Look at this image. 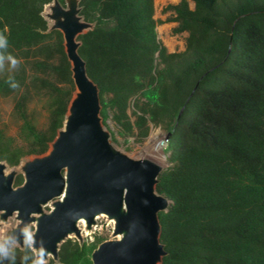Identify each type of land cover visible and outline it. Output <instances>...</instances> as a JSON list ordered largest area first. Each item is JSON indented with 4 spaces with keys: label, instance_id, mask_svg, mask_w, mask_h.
Wrapping results in <instances>:
<instances>
[{
    "label": "trees",
    "instance_id": "1",
    "mask_svg": "<svg viewBox=\"0 0 264 264\" xmlns=\"http://www.w3.org/2000/svg\"><path fill=\"white\" fill-rule=\"evenodd\" d=\"M55 1L67 7L0 0V101L13 99L18 126L16 136L0 128V162L12 168L49 153L76 95L64 35L44 16ZM192 1L166 9L175 32L188 33L185 51L171 53L158 38L155 0H79L92 25L79 54L104 126L111 119L126 142L143 143L152 127L167 133L156 185L171 202L159 214L161 264H264V0ZM24 182L19 173L14 186ZM104 242L67 239L49 264H93ZM35 259L30 245L0 248V264Z\"/></svg>",
    "mask_w": 264,
    "mask_h": 264
},
{
    "label": "water",
    "instance_id": "2",
    "mask_svg": "<svg viewBox=\"0 0 264 264\" xmlns=\"http://www.w3.org/2000/svg\"><path fill=\"white\" fill-rule=\"evenodd\" d=\"M68 3L66 9L55 1L51 18L56 21L52 29L64 35L76 95L52 150L24 165L22 186H14L16 174H6L8 165L0 162V216L6 221L16 214L19 221L6 247L23 245L26 228L36 224L31 245L35 264L49 256L57 260L71 235L82 238V220L90 229L96 217L107 215L116 222L117 239L94 251L93 264H161L166 251L159 214L171 204L156 191L164 168L113 146L101 118L99 89L79 54L78 38L92 25L81 18L79 0ZM50 202L53 208L45 213L43 207Z\"/></svg>",
    "mask_w": 264,
    "mask_h": 264
},
{
    "label": "rangeland",
    "instance_id": "3",
    "mask_svg": "<svg viewBox=\"0 0 264 264\" xmlns=\"http://www.w3.org/2000/svg\"><path fill=\"white\" fill-rule=\"evenodd\" d=\"M67 1L66 9H69V0ZM181 0H155V19L157 21V32L158 38L160 42L168 49L171 53L183 52L186 49V39L188 36L187 32L176 33L175 30L178 27V23L172 21L174 17L172 11H166L167 7L170 5H176ZM190 7L194 8V2L192 0H188ZM55 4L54 2L50 5H47L44 10V16L49 23L50 29L54 27L56 21L51 17L53 15V8ZM13 110V99H3L0 101V128L7 129L8 133L12 136H16L18 132V126L15 121L11 117V113ZM37 118L40 125L45 123V111L42 107V104H37L36 106ZM132 112L130 111V114ZM105 129L110 133V138L113 146L124 152L128 156L136 160L148 159L153 161L154 163L160 165L163 168L168 167L167 162V133L161 129L160 127H152L150 136L143 142L137 143L134 138H131L129 142H126L124 138H122L119 133L114 122L109 119L107 122V126H104ZM113 137L117 139V142H114ZM52 150V146L50 151ZM49 151V152H50ZM37 157H28L25 158L21 164L17 167H6V174L15 173L16 175L19 173L23 174L24 165L32 161ZM6 164L5 162H2ZM53 208V202L48 203L47 206L43 207L45 213L51 212ZM19 221L17 220V215H13L8 218L6 221L2 220L0 216V248L3 253H7L12 248L20 247L23 248L27 245H32L33 235L36 232V224L30 225L25 230V238L23 245L18 242L11 244L10 247H6V243L8 241L9 234L16 229ZM115 220L110 219L107 215H100L96 217V222L92 226V228H88L87 223H79L78 226L81 230L82 238L78 239L76 236L71 235L70 239L76 240L80 243L85 241L93 242L97 237H103L106 241H111L117 239L115 236ZM119 238V237H118ZM51 261L57 263V260H54L51 256H49L45 261L41 264H49Z\"/></svg>",
    "mask_w": 264,
    "mask_h": 264
},
{
    "label": "bare ground",
    "instance_id": "4",
    "mask_svg": "<svg viewBox=\"0 0 264 264\" xmlns=\"http://www.w3.org/2000/svg\"><path fill=\"white\" fill-rule=\"evenodd\" d=\"M86 221L82 220L81 223H85Z\"/></svg>",
    "mask_w": 264,
    "mask_h": 264
},
{
    "label": "clouds",
    "instance_id": "5",
    "mask_svg": "<svg viewBox=\"0 0 264 264\" xmlns=\"http://www.w3.org/2000/svg\"><path fill=\"white\" fill-rule=\"evenodd\" d=\"M13 63H15V62L13 61Z\"/></svg>",
    "mask_w": 264,
    "mask_h": 264
}]
</instances>
